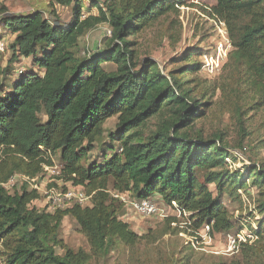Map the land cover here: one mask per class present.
Returning a JSON list of instances; mask_svg holds the SVG:
<instances>
[{
    "label": "trees",
    "instance_id": "1",
    "mask_svg": "<svg viewBox=\"0 0 264 264\" xmlns=\"http://www.w3.org/2000/svg\"><path fill=\"white\" fill-rule=\"evenodd\" d=\"M49 1L71 6L72 21L52 22L37 9L20 15L0 11V27L15 35L0 79V184L15 174L39 176L42 166L58 157L65 180L81 187L91 203L47 213L30 207L39 195L25 184L9 190L0 185V261L87 264L88 253L67 248L60 239L66 217L75 221L92 255L106 257L117 246L137 245L143 237L119 219L124 206L110 191L137 201L156 202L152 198L158 196L167 206L175 202L195 230L208 224L214 234L232 231L235 222L223 197L244 190L248 182L260 191L264 170L251 161L241 172H231L225 159L235 158L224 134L189 135L205 117L212 93L207 95L214 92L194 77L198 64L164 73L153 59L139 56L141 34L162 18L177 20L187 0ZM85 2L88 15L82 18ZM91 8L96 16L89 14ZM207 13L223 23L232 47L215 91L249 95L251 110L264 112V0H215ZM100 24L109 26L110 37L102 48L79 56L80 39ZM20 58L31 59L42 74L17 72L7 91L4 80L16 73L11 67ZM112 117L115 129L102 141ZM153 118L158 123L145 133ZM240 133L244 141L243 128ZM259 144L264 148V140ZM94 151L97 157L89 160ZM257 203L260 239L239 250L249 258L264 254V200ZM165 221L173 232L187 233L175 217Z\"/></svg>",
    "mask_w": 264,
    "mask_h": 264
},
{
    "label": "rangeland",
    "instance_id": "2",
    "mask_svg": "<svg viewBox=\"0 0 264 264\" xmlns=\"http://www.w3.org/2000/svg\"><path fill=\"white\" fill-rule=\"evenodd\" d=\"M214 3L215 0H187L179 8L180 13L177 20L170 16L168 19L162 18L149 26L138 40L139 56L141 59H153L164 73L187 64H198L199 71L194 77L203 87H209L214 92L207 95L209 97L212 93L208 100L210 105L206 109L205 117L192 125L189 135L192 138L201 136L206 139L222 133L225 136L224 143L227 148H230L229 151L237 153L233 161L234 168L229 169L231 172L234 170L241 172L243 168L252 165L251 161L264 170V148L259 144L261 140H264L263 110L253 107L251 110L249 95L246 96L240 92L230 95L221 88L215 91V88L224 80L227 57L232 47L225 26L220 25L207 13ZM84 4L82 18L88 15V12H85L88 3ZM36 9L43 13L45 19L52 22L56 19L63 25L70 23L73 19L71 6L52 4L49 0H0V11L5 10L6 14L20 15ZM89 14L96 16L97 12L91 8ZM109 31L107 24H100L87 32L80 39L79 56L83 57L92 53L96 48H102ZM14 37L15 35L0 27V42L2 43L0 79H2L1 72L8 67V61L11 58L9 45ZM106 66L111 68V65ZM11 68L16 73H13L11 77L8 75L4 80L7 91L15 82L17 72L34 70L42 74V71L34 67L31 59L20 58L12 64ZM237 109L240 110L235 112ZM238 114L241 115L240 118L237 117ZM237 119L242 122L241 128L247 134L244 141H240L242 134ZM116 123L117 118L112 117L104 124L105 135L102 141L107 140L106 134L114 131ZM157 123L158 118H153L144 129L145 133L154 130ZM97 155V151H94L88 156L89 160H94ZM53 162L61 169L62 165L58 157H53ZM59 184L56 179L48 177L43 172L36 182L38 191L34 190L39 195V199L34 201L30 207L45 211V201L42 197L44 190L51 187L57 188ZM15 185L20 187L22 183L18 180ZM28 188L32 190L31 187ZM209 189L214 192V186H209ZM244 190L245 196L255 208L257 202L264 200V194H262L264 188L259 191L248 182ZM110 192L115 194L113 191ZM126 197L128 201H135L130 195ZM152 199L164 211L165 218L140 216L128 203H123L124 208L119 219L127 223L131 231L143 237L137 245L131 248L117 246L106 257L92 255L79 227L69 217L62 221L60 239L67 248L75 251L81 249L88 253L91 258L87 264H264L263 253H256V256L252 255L250 258L244 257L240 251L235 254L227 253L225 234H214L213 242L205 246V251H196L185 246V239L176 230L173 232L169 229L165 221L166 218L175 217L180 224L184 222V219L177 217L175 211L167 208L160 197L155 196ZM222 202L232 218L236 212L241 215L245 212L246 216L251 214L243 207L237 191L231 196H224ZM166 231L167 234L163 235ZM58 253L61 254L59 250Z\"/></svg>",
    "mask_w": 264,
    "mask_h": 264
},
{
    "label": "built area",
    "instance_id": "3",
    "mask_svg": "<svg viewBox=\"0 0 264 264\" xmlns=\"http://www.w3.org/2000/svg\"><path fill=\"white\" fill-rule=\"evenodd\" d=\"M220 25L223 26V23H220ZM108 37H110V31L108 33ZM1 49L2 43L0 42V50ZM228 152L230 156L235 158L237 157V153H235V151ZM51 161L52 165L42 166L43 172H45L48 177L56 179L60 184L57 188L51 187L44 190L42 197L45 201V212L53 213L56 210H62L73 205L82 207L89 206L91 203V196L87 195L81 187H75L73 186L72 182L66 181L62 175L61 169L54 165L53 159ZM225 162L229 169L234 168L233 161L229 156L226 157ZM43 172L34 178H30L21 174H15L6 184L0 185L6 190H9L19 180L22 184L31 187L32 190L38 191L36 182L38 178L41 177ZM237 193L241 198L243 207L248 209L251 215L246 216L245 212H243L242 215L239 214V212H236L235 216L233 217L235 222L234 229L228 233H225L224 235L226 241V252L232 254L239 252L242 246L255 245L260 239L257 232V221L260 219V215L256 212L254 205L251 204L245 196L244 190L239 189ZM126 195L111 194L113 198L118 199L121 203H128L129 206L140 216L148 218L166 217L164 216V211L160 209L158 205L152 200L148 199L141 201H128ZM167 208L175 211L177 217H182L184 219V222L180 223V228L186 230L187 233H185V231H181L178 234L185 239V246H189L196 251H205V246L213 242L214 233H212V227L208 224H205L200 229H192L191 222L188 219L189 214L180 209L175 202H172L170 206H167ZM171 225L175 226V223H172ZM201 246H204V248H201ZM0 264L3 263L0 261Z\"/></svg>",
    "mask_w": 264,
    "mask_h": 264
}]
</instances>
